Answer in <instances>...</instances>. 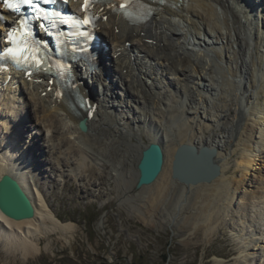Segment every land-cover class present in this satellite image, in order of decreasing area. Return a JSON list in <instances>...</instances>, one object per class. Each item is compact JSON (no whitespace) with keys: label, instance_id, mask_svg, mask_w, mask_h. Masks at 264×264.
Returning a JSON list of instances; mask_svg holds the SVG:
<instances>
[{"label":"bare ground","instance_id":"bare-ground-1","mask_svg":"<svg viewBox=\"0 0 264 264\" xmlns=\"http://www.w3.org/2000/svg\"><path fill=\"white\" fill-rule=\"evenodd\" d=\"M168 1L171 6L157 9L143 25L129 24L110 7L99 12L98 32L108 48L99 58L101 73L96 70L88 78L78 68L96 109L93 105L77 115L59 102L48 77L0 72V179L6 174L15 178L35 208V216L23 221L0 211L8 251L17 247L27 258L40 253L34 240L42 234L73 236L75 226L59 220L47 201L46 175L100 186L88 179L100 167L99 179L109 173L116 188H133L138 178L134 163L152 143L165 152L158 180L141 189L150 191L152 204L165 201L175 184L183 196L184 188L192 190L198 208L188 221L202 222L209 235L230 210L238 218L231 209L237 201L264 209V196L248 190L258 183L264 187V178L252 175L264 159V0ZM86 116L89 131L83 133L78 123ZM184 144L216 149L220 176L190 186L174 180L173 161ZM231 145L237 147L228 154ZM234 152L241 175L232 180L225 164ZM246 206L247 213L239 216L244 223L230 225L246 245V258L259 257L264 264V229H252L257 223L250 221Z\"/></svg>","mask_w":264,"mask_h":264},{"label":"rangeland","instance_id":"rangeland-1","mask_svg":"<svg viewBox=\"0 0 264 264\" xmlns=\"http://www.w3.org/2000/svg\"><path fill=\"white\" fill-rule=\"evenodd\" d=\"M112 69L115 70L114 67ZM236 147L228 146V154ZM224 155L226 157L227 154ZM46 157L44 154L41 156L42 159ZM228 158L230 164H225L229 168L227 176L232 180L234 177L238 179L241 173L236 171V152ZM137 162L134 163L135 168ZM259 166L260 169L257 168L252 175L263 179V158ZM101 171L100 167L93 168L96 175L88 177L98 185L102 182L100 186L80 184L71 177L53 181L46 175L42 183L47 201L59 220L75 226L73 236L66 239L58 233L42 234L34 240L40 253H32L26 258L21 251L15 250L17 247L9 252L6 249L8 240L0 233V264H164V254L169 255L166 264H262L259 257L246 258V245L242 244L243 240L230 225L231 222L244 223L243 219H239L240 215L247 213L242 210L246 206L243 200L237 201L240 208L238 204L231 206L238 218H233L230 210L218 222L216 232L209 235L202 228V222L189 223L198 208L192 203L195 196L192 190L184 188L187 193L183 196L182 188L175 184L167 199L155 205L151 202L150 193H147L150 191L137 190L136 185L118 189L109 170H106L108 174H104L103 180L99 179L97 172ZM54 173L52 177H55ZM256 189L259 191L256 196H264V187L259 183L248 187V190ZM228 203L221 202L225 206ZM246 209L250 221L257 223L252 229L262 232L264 209L247 206Z\"/></svg>","mask_w":264,"mask_h":264},{"label":"water","instance_id":"water-1","mask_svg":"<svg viewBox=\"0 0 264 264\" xmlns=\"http://www.w3.org/2000/svg\"><path fill=\"white\" fill-rule=\"evenodd\" d=\"M78 127L87 133L89 126L86 117L80 119ZM217 150L204 146L184 144L178 148L173 161V179L186 186L212 183L221 174V168L215 161ZM165 152L162 145L152 143L146 147L137 163L138 178L136 189L154 184L163 171ZM0 211L15 221L32 219L35 216L34 205L19 182L6 174L0 179Z\"/></svg>","mask_w":264,"mask_h":264},{"label":"snow or ice","instance_id":"snow-or-ice-1","mask_svg":"<svg viewBox=\"0 0 264 264\" xmlns=\"http://www.w3.org/2000/svg\"><path fill=\"white\" fill-rule=\"evenodd\" d=\"M53 2L54 0H3V6L13 13H20L21 6H27L28 8L34 10L35 19L46 21L48 24L53 26H55L57 21H59L60 23L71 22L74 26L86 24L94 27L93 21L95 17H89L87 15L90 3L94 2V0H85L83 7L86 15L83 20L72 17H64L59 12L41 6L42 4H50ZM159 2L165 3V0H159ZM65 3H67V0H65ZM109 7L114 9L117 5L109 4ZM118 7L123 10L124 15L129 19L132 18V12L130 9L143 8L145 9V15L152 11L151 8L142 4L141 0H122V2L118 4ZM0 19H4V17L0 16ZM18 24L19 28L10 29L7 33L6 42L11 46L4 49V56L11 58L17 65L31 66L38 70L43 68V70L49 71L50 67L46 66V59L39 55L41 52L40 45L42 42L33 38L34 34L30 27H28L26 19L21 18L18 21ZM40 26L44 27L45 25L41 24ZM44 47H46V45H44ZM56 67L64 71L68 70L65 65L60 64L59 62H57Z\"/></svg>","mask_w":264,"mask_h":264},{"label":"trees","instance_id":"trees-1","mask_svg":"<svg viewBox=\"0 0 264 264\" xmlns=\"http://www.w3.org/2000/svg\"><path fill=\"white\" fill-rule=\"evenodd\" d=\"M168 257H169L168 254H164V255H162V261L164 262V264L167 263V261H168ZM104 264H107V263L105 262Z\"/></svg>","mask_w":264,"mask_h":264}]
</instances>
